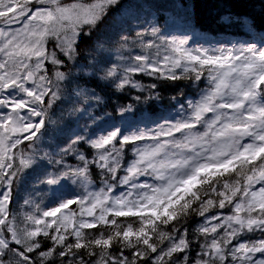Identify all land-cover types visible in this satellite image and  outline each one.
<instances>
[{
    "label": "snow or ice",
    "instance_id": "1",
    "mask_svg": "<svg viewBox=\"0 0 264 264\" xmlns=\"http://www.w3.org/2000/svg\"><path fill=\"white\" fill-rule=\"evenodd\" d=\"M119 3L0 0V264H264V38L189 46L137 24L98 79L139 92L137 104L159 102L160 83L196 91L157 118L128 119L132 103L99 117L104 98L69 86L96 63H78L81 36ZM65 112L89 123L58 129L67 143L53 148ZM29 179L27 210L15 211Z\"/></svg>",
    "mask_w": 264,
    "mask_h": 264
},
{
    "label": "trees",
    "instance_id": "2",
    "mask_svg": "<svg viewBox=\"0 0 264 264\" xmlns=\"http://www.w3.org/2000/svg\"><path fill=\"white\" fill-rule=\"evenodd\" d=\"M233 20L237 17L246 18L243 23H225L228 16ZM187 17L188 24L183 21ZM223 18V19H222ZM146 21L155 24L163 33L171 34L173 32L187 33L194 38L209 40L211 38L225 39L234 41L238 38H258L264 35V0H120V3L110 9L107 17L92 31L90 37L81 36L79 48L81 50L80 64H86L90 59L89 53L95 56L96 63L94 67L88 68L87 72H81L73 80L72 85L79 84L80 87L94 89L101 95L105 102L99 107L93 109L95 116L103 117L105 112L116 116L115 109L117 105H134V113H146L147 115L167 113L177 103L183 101L188 95H192L194 89L186 81H178L175 85L170 82L160 83L159 92L161 100L149 101L147 103L137 104L132 97L140 95L139 92L125 89L122 92H116L112 87L107 86L105 82L98 79L102 74L97 69L109 66V61L100 52L91 45V41L97 39L101 45L111 48L119 47V37L123 34H134L137 24L143 25ZM190 25V27H189ZM264 37V36H263ZM63 58V57H61ZM67 65V62H66ZM75 72V69H73ZM136 79L144 84L154 82L146 76H137ZM183 93V97L181 96ZM175 97V99H172ZM72 106L71 102L58 103L55 112L56 117L60 116L61 109H67ZM81 117L78 122L75 118H69L65 112L63 120L58 125L53 126V138L49 141L54 148L56 145L63 147L67 143L66 131L61 133L57 130L64 127L68 128L84 126L89 121H83ZM94 127V126H93ZM47 139V138H46ZM46 147L48 145H45ZM75 163L74 160L69 161ZM93 169V180L99 186L98 177ZM32 180L29 179L18 191L17 203L13 204V210L26 211L22 208L23 199L32 191ZM45 202L52 200L53 194L46 187L37 189ZM67 193L78 191L73 185L67 184L64 189ZM194 222L192 217L188 220V227L191 231L193 227L190 224Z\"/></svg>",
    "mask_w": 264,
    "mask_h": 264
},
{
    "label": "rangeland",
    "instance_id": "3",
    "mask_svg": "<svg viewBox=\"0 0 264 264\" xmlns=\"http://www.w3.org/2000/svg\"><path fill=\"white\" fill-rule=\"evenodd\" d=\"M166 35H187V34H177V33H171V34H166ZM264 36V35H263ZM263 36H260L257 40H251L250 38H244L243 40H241V39H239V40H237V41H235V42H226V41H223V40H221V39H217V40H215V39H213V40H209L208 42H204V41H202V40H200V39H198V40H194L193 41V38L192 39H190L189 40V42L190 41H193V42H190V43H192L191 45H189V46H195V45H199V44H204L205 46H208V45H212V46H215V45H217V44H221V43H223V44H232V43H237V44H239V43H242V42H247V43H259L260 42V40L262 39V38H264ZM93 41H95V40H92L91 42L92 43H94ZM98 44H97V42L96 43H94V44H92V46L93 47H95L96 48V46H97ZM106 48V47H105ZM100 50H104L105 51V53H106V55L109 57V58H111V63L112 62H114L115 61V50H113V49H111V50H105L103 47L102 48H99ZM203 84V83H202ZM202 87H204V84L202 85ZM178 104L179 103H183L182 101H178L177 102ZM177 105V104H176ZM174 109V107L171 109V111ZM169 112H167V113H165V115L166 114H168ZM126 115V117L128 118V119H130V120H132L131 119V117H130V113L129 114H125ZM135 116H137L138 118H142V117H149L150 115H147L146 113H136L135 114ZM160 116V115H159ZM151 118H154V117H152V116H150ZM158 117V116H157ZM157 117H155V118H157ZM74 186V185H73ZM78 191H79V189L76 187V186H74ZM64 194H66V193H64ZM67 195V194H66ZM192 218H196L195 220H194V222L192 223V224H190L191 225V227H193V229L197 226V224L198 223H200V220H199V218L198 217H195V216H192Z\"/></svg>",
    "mask_w": 264,
    "mask_h": 264
}]
</instances>
